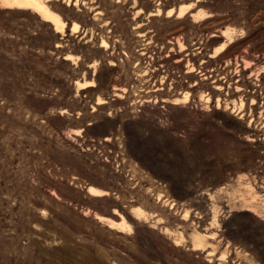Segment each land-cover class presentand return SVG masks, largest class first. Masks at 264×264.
<instances>
[{"label":"rangeland","instance_id":"obj_1","mask_svg":"<svg viewBox=\"0 0 264 264\" xmlns=\"http://www.w3.org/2000/svg\"><path fill=\"white\" fill-rule=\"evenodd\" d=\"M41 1L0 2V264H264V0Z\"/></svg>","mask_w":264,"mask_h":264},{"label":"bare ground","instance_id":"obj_2","mask_svg":"<svg viewBox=\"0 0 264 264\" xmlns=\"http://www.w3.org/2000/svg\"><path fill=\"white\" fill-rule=\"evenodd\" d=\"M0 2L8 8L33 10L37 14L41 15L45 21L50 22L56 31H58V29H62L64 26V23L62 22L61 18L58 15L52 13L49 10V8L46 6V4L43 3L41 0H0ZM184 11H185L184 9L180 10V14L182 15ZM90 192L92 195L95 196L102 195L101 192H98L94 189H91ZM112 224H114L115 226H126V227L128 226L124 220H122V222L120 223L113 222Z\"/></svg>","mask_w":264,"mask_h":264}]
</instances>
